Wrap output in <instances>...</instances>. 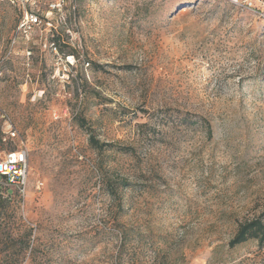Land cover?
<instances>
[{
    "label": "rangeland",
    "instance_id": "obj_1",
    "mask_svg": "<svg viewBox=\"0 0 264 264\" xmlns=\"http://www.w3.org/2000/svg\"><path fill=\"white\" fill-rule=\"evenodd\" d=\"M19 16L0 0V158L28 164L0 175V264H264L229 245L264 213V21L228 0H74L53 35Z\"/></svg>",
    "mask_w": 264,
    "mask_h": 264
},
{
    "label": "built area",
    "instance_id": "obj_2",
    "mask_svg": "<svg viewBox=\"0 0 264 264\" xmlns=\"http://www.w3.org/2000/svg\"><path fill=\"white\" fill-rule=\"evenodd\" d=\"M20 8V16L15 27V35H29L34 29L49 30L57 33L54 25L52 13L61 15L67 4L74 9V0H5ZM231 4L237 5L244 10L250 11L262 21H264V0H228ZM45 5L41 9L40 5ZM65 70H70L75 66L76 58L73 55L65 54L61 58ZM88 65V63H86ZM2 116L0 115V118ZM14 134V133H13ZM28 174L27 154L24 149L10 150L0 158V175H5L6 179L24 187Z\"/></svg>",
    "mask_w": 264,
    "mask_h": 264
},
{
    "label": "trees",
    "instance_id": "obj_3",
    "mask_svg": "<svg viewBox=\"0 0 264 264\" xmlns=\"http://www.w3.org/2000/svg\"><path fill=\"white\" fill-rule=\"evenodd\" d=\"M56 15V14H55ZM54 17H52L53 20ZM52 41L55 44V41L58 42V37H52ZM71 54H73V51H70ZM89 142L91 145H93L97 149H102V146H106L107 143H99L97 139H95L94 136H89ZM2 177H5V175H1ZM126 184L123 185L125 187ZM264 213L262 216L244 221L243 223H240L233 238L229 241L230 246L238 245L247 239H255L259 245L264 244Z\"/></svg>",
    "mask_w": 264,
    "mask_h": 264
}]
</instances>
